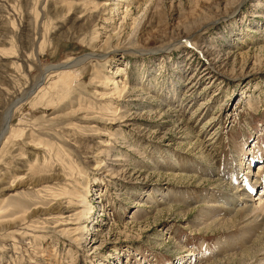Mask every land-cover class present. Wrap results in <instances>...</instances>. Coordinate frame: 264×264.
<instances>
[{"label": "rangeland", "instance_id": "1", "mask_svg": "<svg viewBox=\"0 0 264 264\" xmlns=\"http://www.w3.org/2000/svg\"><path fill=\"white\" fill-rule=\"evenodd\" d=\"M248 160L264 173V0H0V264H264V230L191 203Z\"/></svg>", "mask_w": 264, "mask_h": 264}, {"label": "bare ground", "instance_id": "2", "mask_svg": "<svg viewBox=\"0 0 264 264\" xmlns=\"http://www.w3.org/2000/svg\"><path fill=\"white\" fill-rule=\"evenodd\" d=\"M119 2H122V1H119ZM116 7H118V6H116ZM101 9L103 11H107L109 9V5L107 4V5L103 6ZM79 63H81V60L68 61V62H65L64 64H62L61 66H59V68L56 69L55 72H57V76L60 78L58 81H55L52 84V87H55L56 90H57V88H59V90H60V86H62L64 89L69 90L71 88V83L73 82V80H76V77H77L70 70L77 67ZM121 71H122V69L120 70V72ZM108 83H111V82L108 81L107 84ZM127 89L128 88H126V86L120 87L118 85V83H115V90L118 92L119 98L120 97H126L127 98V96L129 94H131V91L130 90L128 91ZM40 92H42V90H40ZM46 94L47 93H45L42 96V99H40L41 103L44 102L43 99H45ZM111 110L113 111V113H112V115H110L111 117H109L107 120H113V121L118 120V122H119V121H123L124 119L127 118V116H125L124 114L119 115V113L115 112L116 110H113V109H111ZM85 117H89V116H85ZM84 119H86V118H84ZM94 119L95 120H102L101 116L95 117ZM200 154L202 156L205 154V152L202 150V152ZM251 165H252V161H249L247 169H244L247 172L243 174L245 177L242 178L243 179V181H241L242 184L240 183L241 177L238 176L239 174L234 169L231 170V172L229 171V173H232L231 177H230L231 174L228 176H223L222 174H217L216 171L215 172L213 170L208 171L207 176H209L211 178H214L215 175H218V177L222 178L223 180L225 179V182H222L219 180V182L225 184L224 185L225 188H223L222 190L211 191L208 194L207 193L204 195L202 194L201 196H198V198L196 200L193 199L194 201L193 200L191 201V203L198 202L197 204H206L207 205L201 211V220H200V222L198 221L200 223V225H199L200 227L204 226L205 228L210 229L211 226H215L216 229L222 228L224 230H228V229H232L233 227L235 228L234 224H236V223H238V225H240V226L245 224L244 225L245 228H247L249 225L252 224V226L249 227L247 230H245V229L243 230L242 235L240 237L241 238L240 243L245 242L246 239L252 240V238L256 235L257 231H260L261 229L264 230V217H262V213H264V204H258V205L252 204L253 203L252 199H254L252 194L254 192L256 193V188H258L260 186L261 182L264 183V173L262 171L261 172L257 171V174H253V172L251 171ZM261 169H263V168L261 167ZM244 170L241 169L240 172H243ZM263 171H264V169H263ZM37 179H38V177H37ZM42 179L44 180V178H42ZM48 179H47V181H48ZM54 180H55V178H54ZM212 180L214 181L215 179H212ZM226 188L228 190H226ZM230 188H232V189H230ZM66 192H68L67 188L62 189L63 194L64 193L66 194ZM68 194H69V192H68ZM85 203L89 204L87 200L85 201ZM191 203H190V205H191ZM62 209L63 208H61V207H57V208H54L51 210H53L52 213L56 212V211L59 212V213H57V215L60 214L59 216H61V217L59 219H61L63 221V218H62L63 210ZM86 211H88V210H86ZM261 217H262V219L260 220ZM16 222L17 221H13V222L10 221V222H5V223L2 222V223H0L2 225V226H0V230L5 231V229H8L10 227H14L15 225H17ZM196 260L197 259L193 260L195 262V264H199L198 262H196ZM202 262H201V264H202Z\"/></svg>", "mask_w": 264, "mask_h": 264}]
</instances>
